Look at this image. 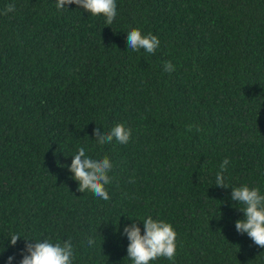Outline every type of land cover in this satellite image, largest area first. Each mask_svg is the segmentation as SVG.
I'll list each match as a JSON object with an SVG mask.
<instances>
[{"label":"trees","instance_id":"trees-1","mask_svg":"<svg viewBox=\"0 0 264 264\" xmlns=\"http://www.w3.org/2000/svg\"><path fill=\"white\" fill-rule=\"evenodd\" d=\"M115 2L106 25L74 4L0 0V264L45 239H70L72 264H133L123 229L143 235L148 216L176 232L174 260L149 264H264L231 198L264 195V0ZM133 28L158 37L154 53L127 48ZM116 124L128 143L99 145L94 129ZM80 147L110 159L109 200L77 190Z\"/></svg>","mask_w":264,"mask_h":264},{"label":"clouds","instance_id":"clouds-1","mask_svg":"<svg viewBox=\"0 0 264 264\" xmlns=\"http://www.w3.org/2000/svg\"><path fill=\"white\" fill-rule=\"evenodd\" d=\"M69 4L79 6L92 16L103 15L106 25L112 24L117 16L115 0H57L56 8L63 9ZM14 11L15 5L9 4L4 14ZM159 45L158 37L151 33L142 35L141 31L136 28L127 33V48L133 52L143 49L146 53L152 54ZM164 70L174 71L171 61L164 63ZM192 127L189 125L188 130L191 131ZM197 131L200 129L197 128ZM93 135L99 145L111 143L113 140L126 144L130 139L131 131L123 124H116L106 133H102L97 127ZM228 164V158L220 164V171L216 174V186L218 187L227 188L223 173L227 171ZM111 169L112 163L107 156L100 159L90 158L86 156L84 147L77 150L68 166V170L73 174L72 178L78 182L79 192L91 191L96 197L105 201L110 199L105 185L111 182L109 177ZM231 189L232 200L244 205L242 209L240 208L244 218L235 222L236 231L241 234L246 233L257 246L264 248V195H261L257 188H249L247 185ZM143 229V235L136 223L126 225L123 229V234L129 241L127 257L133 261V264H149L158 257L174 260L176 232L171 224L162 220H154L148 216L143 220ZM18 238H20L19 235H11L10 245H15ZM88 243L91 245L93 241L90 239ZM24 251L27 254L22 256L19 264H72L74 259V246L70 239L62 243L59 241L51 243L47 239L26 243ZM13 259L14 257L9 256L7 264H12Z\"/></svg>","mask_w":264,"mask_h":264}]
</instances>
